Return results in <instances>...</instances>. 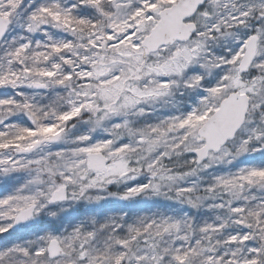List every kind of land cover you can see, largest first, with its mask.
<instances>
[{"label":"snow or ice","instance_id":"snow-or-ice-1","mask_svg":"<svg viewBox=\"0 0 264 264\" xmlns=\"http://www.w3.org/2000/svg\"><path fill=\"white\" fill-rule=\"evenodd\" d=\"M0 264H264V0H0Z\"/></svg>","mask_w":264,"mask_h":264},{"label":"rangeland","instance_id":"rangeland-1","mask_svg":"<svg viewBox=\"0 0 264 264\" xmlns=\"http://www.w3.org/2000/svg\"><path fill=\"white\" fill-rule=\"evenodd\" d=\"M105 202H108V201H105ZM85 207L87 206H85L83 203L76 204L72 206L71 208H69L65 213H62L60 218L61 220L67 221L69 219H75L76 217H80L78 215V213L80 212L79 208L84 210ZM53 224H55V226H59V221H56L52 217L42 216V217L37 218L35 221H31L28 224L21 225L19 228H17V231L27 232V231L35 230V228L51 227L53 226Z\"/></svg>","mask_w":264,"mask_h":264},{"label":"trees","instance_id":"trees-1","mask_svg":"<svg viewBox=\"0 0 264 264\" xmlns=\"http://www.w3.org/2000/svg\"><path fill=\"white\" fill-rule=\"evenodd\" d=\"M114 191L116 189H113ZM139 205L137 204H128L126 202H117L114 200L108 201V202H104L101 203V205H89L87 207L83 209L79 208V216H82L85 212H89V213H98L99 216L103 217L104 215L108 214L111 211H118L120 208H124L125 210H127L128 208H136ZM78 218V217H76ZM34 231V230H31ZM29 232V231H27Z\"/></svg>","mask_w":264,"mask_h":264},{"label":"water","instance_id":"water-1","mask_svg":"<svg viewBox=\"0 0 264 264\" xmlns=\"http://www.w3.org/2000/svg\"><path fill=\"white\" fill-rule=\"evenodd\" d=\"M18 226H20V225H18ZM18 226H17V227H18Z\"/></svg>","mask_w":264,"mask_h":264}]
</instances>
